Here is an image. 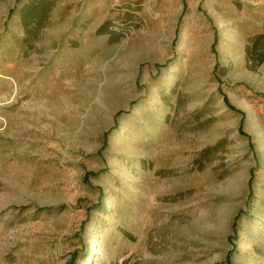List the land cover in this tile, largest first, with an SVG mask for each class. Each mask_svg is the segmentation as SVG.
I'll list each match as a JSON object with an SVG mask.
<instances>
[{
    "label": "rangeland",
    "instance_id": "374dc122",
    "mask_svg": "<svg viewBox=\"0 0 264 264\" xmlns=\"http://www.w3.org/2000/svg\"><path fill=\"white\" fill-rule=\"evenodd\" d=\"M0 264H264V0H0Z\"/></svg>",
    "mask_w": 264,
    "mask_h": 264
}]
</instances>
